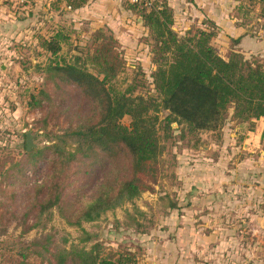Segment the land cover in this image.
Segmentation results:
<instances>
[{"label": "trees", "instance_id": "1", "mask_svg": "<svg viewBox=\"0 0 264 264\" xmlns=\"http://www.w3.org/2000/svg\"><path fill=\"white\" fill-rule=\"evenodd\" d=\"M88 1L48 3L58 13H65L59 3L76 10ZM248 1L259 6L264 16V0ZM128 8L141 20L151 47L153 91L141 93L136 83L124 87L119 81L127 62L118 37L103 27L88 31L84 44L74 47L79 55L62 53L65 45L72 47L65 25H56L49 36L39 39L49 55L42 68L47 83L58 88L74 85L88 105V112L76 124L48 130L45 145L28 150L27 140L25 145L14 144L19 157H6L0 164L8 181H31L27 215L34 213L32 228L58 211L69 225L82 231L79 242L70 245L67 237L61 244L55 243L54 235L44 234L46 243L37 244L50 253L48 264H140L139 253L130 249H105L99 240L88 247L94 236L84 223L98 221L108 211L155 190L162 172L164 139L173 133V123L189 134L200 135L215 132L228 121L244 130L243 138L258 121H264V57L246 58L237 50L223 57L213 43L218 32L212 20L208 27L193 25L179 32L168 0H137ZM243 8V3L234 7L236 11ZM46 101L53 99L44 88L32 94L28 104L31 109L43 108ZM43 123L47 130L45 119ZM73 176L86 181L77 185ZM92 182L95 185L86 194L85 188ZM70 186H74L70 188L73 195L66 197ZM33 246L35 242L27 249ZM27 257L22 253L21 264H30Z\"/></svg>", "mask_w": 264, "mask_h": 264}, {"label": "rangeland", "instance_id": "2", "mask_svg": "<svg viewBox=\"0 0 264 264\" xmlns=\"http://www.w3.org/2000/svg\"><path fill=\"white\" fill-rule=\"evenodd\" d=\"M45 1L50 0H0V8L4 9L0 19V164L6 157H19L13 145H25L27 139L24 135L28 132L35 134V146H43L48 130L56 131L76 124L88 112L87 103L82 101L74 85L58 88L52 82L47 83L46 73L42 70L49 55L40 46V36H49L58 24L65 25L71 34V49L65 45L62 51L68 56L79 55L74 47L84 44L81 42L88 39L91 29L103 27L112 32L118 37L127 62L119 81L124 82V87L136 83L141 93L153 91L151 75L155 65L151 60V47L146 43L141 20H137L128 8L130 2L137 0H119V5L112 9L106 4L100 6L101 18L98 20L86 15L80 20L74 14L59 12L53 21L44 9ZM37 3L41 4L40 9L36 8ZM235 3L238 6L243 3L244 8L238 12L225 8L224 23L217 25L214 22L218 32L213 40L216 49L225 58L233 50L242 52L246 58L264 57V16L260 15L261 8L251 5L248 0H231V4ZM226 4L229 5V1ZM118 8L121 11L124 8L125 13L117 11L116 17L111 18V12L109 19L104 18L106 9ZM177 22L174 27L182 33L193 25L208 27L212 23L206 16L199 22L186 23L182 18ZM122 26L126 29H120ZM237 38L240 41L235 43ZM44 88L53 101H46L43 108L31 109L28 103L32 101V94L37 95ZM44 119L47 130L43 127ZM124 122L128 123L129 117ZM173 127V133L164 139L166 149L161 158L162 172L155 190L145 191L134 202L108 211L98 221L85 222V229L94 236L88 247L99 240L105 249H130L137 253L140 249H224L229 253L227 257H231L236 264H264V173L258 175L256 172L255 161L258 159L254 152L249 151L253 155H246L247 149L239 146L244 130L228 121L219 130L200 135L189 134L176 123ZM197 136L202 137L197 140ZM212 144H215L211 148L215 155L206 154V147L208 149ZM203 161L214 164L215 177L223 175L225 167L233 166L237 161L243 163L234 182L239 185L235 187L237 191L223 199L224 205L211 209L215 218L219 219L212 223L214 227L215 224L219 227L218 233H221L213 241L210 232H207L210 223L202 216L206 213L200 209H206L204 205H198L202 215L192 223L197 237L190 230L191 223L187 220L178 222V218L189 219L192 214L193 206L189 203L195 195H189L194 191L190 171L192 165ZM41 168H45L44 163ZM2 172L0 170V264H21L22 253L28 255L30 264H48L50 253L37 244L46 243L44 234L54 235L55 243H64V237L69 239L67 245L79 242L82 231L69 225L58 211L51 219L43 218L42 222H37V227L32 228L36 223L34 213L27 215L31 204V181L26 179L27 183H12L13 180L8 181ZM74 177L72 180H77V185L86 181ZM97 178H101V174ZM94 185L95 182H92L85 188L86 194ZM71 187L74 186L66 189V197L73 195ZM207 210L209 212L210 208L207 207ZM233 213L239 216L230 217ZM253 214L257 216L253 217ZM178 226H182L183 230L176 233ZM34 242L35 246L27 249ZM50 249L53 250V247L50 246ZM230 264L233 263L230 261Z\"/></svg>", "mask_w": 264, "mask_h": 264}, {"label": "crops", "instance_id": "3", "mask_svg": "<svg viewBox=\"0 0 264 264\" xmlns=\"http://www.w3.org/2000/svg\"><path fill=\"white\" fill-rule=\"evenodd\" d=\"M115 2L116 4L112 3ZM229 1V5L226 2ZM46 4L44 5V9L46 13L51 14L50 18L54 19L57 15V10H53L49 6V1H45ZM169 5L173 8L175 13L176 24L178 23V19L182 18L183 22L192 21V22H199V19L203 16L208 17L210 20L214 21L217 25H221L224 23V10L225 8L230 9L232 11L234 7L237 5L231 4V0H168ZM106 4L111 9L119 5V0H89L88 3L83 6L82 8L76 10H69L63 3H59L60 7L64 9V11L74 14L75 17L82 19L85 15L91 19H100L101 11L100 6ZM36 8H41V4H35ZM194 8V9H193ZM3 8H0V19L3 16ZM118 13L124 12L125 9L122 8V11L118 8L117 10H110L106 9L104 12V18L109 19L110 15L112 14L113 18L116 17V12ZM118 14L117 16H119ZM103 19L104 21H107ZM238 20L237 18H235ZM234 19V20H235ZM138 20V18H137ZM1 22V21H0ZM80 22V21H79ZM1 24V23H0ZM77 24V23H76ZM238 24V23H237ZM129 25V24H128ZM185 25V23H184ZM127 26V25H125ZM125 26L120 27V29H126ZM129 27V26H128ZM127 27V28H128ZM240 147H245L247 149L246 155H253L255 154V158L258 161H255V169L258 172V175H263L264 173V121H258L256 128L252 131H248L245 136L240 138L238 141ZM237 142V143H238ZM209 146V145H208ZM215 144H212L207 149L206 147V154L215 155V151H212V147ZM237 146V145H236ZM238 149V148H237ZM235 149V150H237ZM249 151L254 152L250 154ZM220 152V151H219ZM210 162L203 161L198 164L192 165L191 169V178L190 182L194 188V191L190 192L189 195H195L194 199L190 201V206L192 207V214L189 216V219L185 218H178V222H184V220L188 223H191L192 233L194 237L196 236V228L195 225L192 224L198 219H200L201 211L200 209L204 210L206 213L204 219L206 222L210 223V229L207 232H210L212 241L214 237L218 238L221 233L219 232V227H214L212 222H217L218 220L215 218L214 210H211L212 207L220 206L221 204L224 205V198L231 197L233 192H236L239 187L238 184H235L236 175L240 171V168H243V163H239L238 161L233 164V166L225 167L223 170L225 173L215 177V168L214 164ZM230 169V170H229ZM262 173V174H260ZM264 176V175H263ZM234 180V181H233ZM263 191V190H262ZM260 192V191H259ZM204 205L206 209L200 208L198 209V205ZM207 207L210 208L209 212ZM199 210V211H198ZM198 211V213H197ZM235 216H239L236 214H232L230 217L234 218ZM242 216V215H241ZM253 217L257 215L253 214ZM199 217V218H198ZM198 218V219H197ZM224 218V217H223ZM239 219V218H238ZM183 230L182 226H178L176 229L177 231ZM197 237V236H196ZM217 243V242H215ZM215 243H212L214 245ZM190 240V247H192ZM227 251L224 249H140L139 256H140V264H236L234 260H231V257H227ZM237 262V261H236Z\"/></svg>", "mask_w": 264, "mask_h": 264}, {"label": "water", "instance_id": "4", "mask_svg": "<svg viewBox=\"0 0 264 264\" xmlns=\"http://www.w3.org/2000/svg\"><path fill=\"white\" fill-rule=\"evenodd\" d=\"M35 134L32 132L27 133V149L30 150L32 147L35 146L34 140Z\"/></svg>", "mask_w": 264, "mask_h": 264}]
</instances>
